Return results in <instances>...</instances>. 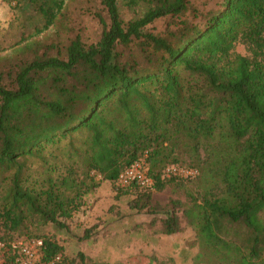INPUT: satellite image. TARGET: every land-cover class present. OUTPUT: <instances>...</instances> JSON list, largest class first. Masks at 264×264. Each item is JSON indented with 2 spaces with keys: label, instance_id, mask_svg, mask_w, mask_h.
<instances>
[{
  "label": "trees",
  "instance_id": "obj_1",
  "mask_svg": "<svg viewBox=\"0 0 264 264\" xmlns=\"http://www.w3.org/2000/svg\"><path fill=\"white\" fill-rule=\"evenodd\" d=\"M12 1L41 17L39 34L66 0ZM125 1L144 11L124 22ZM100 4L108 23L99 17L97 43L76 36L63 58H35L11 86L0 83V229L16 232L28 222L66 232L83 197L101 185L96 178L117 192L135 188L148 203L153 191L182 179L163 171L176 166L184 145L197 163L192 170L201 166L212 183L183 211L199 245L220 262L264 264V0H218L206 11L193 0ZM161 20L162 32L149 30ZM132 43L140 61L119 50ZM238 43L249 56L233 53ZM142 158L151 188L118 190V175ZM162 226L166 236L178 232L173 209ZM238 233L241 243L230 237ZM32 238L42 241L36 264H142L94 262L83 252L67 257L53 236ZM8 264H17L13 254Z\"/></svg>",
  "mask_w": 264,
  "mask_h": 264
},
{
  "label": "rangeland",
  "instance_id": "obj_2",
  "mask_svg": "<svg viewBox=\"0 0 264 264\" xmlns=\"http://www.w3.org/2000/svg\"><path fill=\"white\" fill-rule=\"evenodd\" d=\"M217 1L193 0V5L200 11H206L214 8ZM16 2L0 0V83L6 86L12 85L20 67L35 58H63L66 47L76 36L86 45L97 43L103 29L99 17L108 23L100 0H66L56 22L37 34V28L42 26L41 17L31 7L18 6ZM119 11L121 19L128 22L140 16L144 7L141 4L130 6L125 1L119 4ZM166 23V20L157 21L148 28L162 32ZM119 50L123 58L141 60L136 43ZM233 53L249 56L246 46L240 43L236 44ZM192 154L188 148L184 149V145L181 146L177 152L179 162L176 167L196 169L197 163ZM196 171L198 175L192 179H174L162 191H153L148 203L141 191L135 188L117 192L112 183L96 178L95 181L101 185L83 197V206L68 221L69 230L66 232L55 233L52 226L37 229L28 222L16 232H4L1 228L0 238L6 247L0 248V264H8L13 254L7 246L8 240L41 241L32 238L38 233L56 238L65 247V256L74 257L83 252L88 260L94 262L118 263L140 258L142 264H231L220 262L219 255L199 245L195 231L187 225L183 215L192 198L200 197L205 189L212 186L209 179L202 175L201 166ZM172 209L178 218L179 230L170 241L162 233V223L166 212ZM89 228L91 238L79 240L84 230ZM243 236V233L230 235L239 243L243 241ZM149 258H154L155 262ZM134 261L140 263L137 259Z\"/></svg>",
  "mask_w": 264,
  "mask_h": 264
},
{
  "label": "built area",
  "instance_id": "obj_3",
  "mask_svg": "<svg viewBox=\"0 0 264 264\" xmlns=\"http://www.w3.org/2000/svg\"><path fill=\"white\" fill-rule=\"evenodd\" d=\"M196 170L181 169L176 166H170L163 171L166 178L179 177L182 179H192L196 176ZM153 180L148 175V165L145 158L135 161L124 169L117 177L115 186L118 190H124L132 185L142 189H149ZM42 241L32 243L23 240H16L8 244L9 250L13 253L17 264H35L40 256L39 249ZM6 244L0 241V248H5Z\"/></svg>",
  "mask_w": 264,
  "mask_h": 264
},
{
  "label": "crops",
  "instance_id": "obj_4",
  "mask_svg": "<svg viewBox=\"0 0 264 264\" xmlns=\"http://www.w3.org/2000/svg\"><path fill=\"white\" fill-rule=\"evenodd\" d=\"M175 234H176V233H175ZM175 234L170 235V236H166V235H165V237L168 238L167 240L173 241V239H174V235H175ZM172 252H175V250L172 251Z\"/></svg>",
  "mask_w": 264,
  "mask_h": 264
}]
</instances>
